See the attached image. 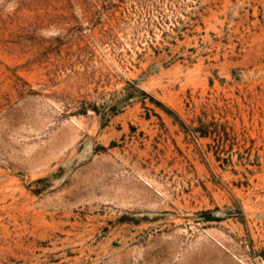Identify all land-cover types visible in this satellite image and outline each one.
Returning <instances> with one entry per match:
<instances>
[{
    "label": "rangeland",
    "instance_id": "rangeland-1",
    "mask_svg": "<svg viewBox=\"0 0 264 264\" xmlns=\"http://www.w3.org/2000/svg\"><path fill=\"white\" fill-rule=\"evenodd\" d=\"M0 264H264V0H0Z\"/></svg>",
    "mask_w": 264,
    "mask_h": 264
}]
</instances>
